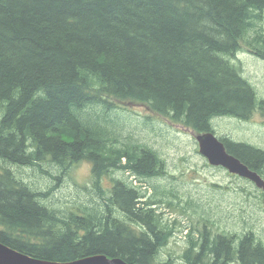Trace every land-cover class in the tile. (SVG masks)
<instances>
[{"label":"trees","instance_id":"16d2710c","mask_svg":"<svg viewBox=\"0 0 264 264\" xmlns=\"http://www.w3.org/2000/svg\"><path fill=\"white\" fill-rule=\"evenodd\" d=\"M244 53L264 61V0H0V242L51 261L264 264L252 225L237 232L214 219L177 189L157 152L108 117L134 103L198 134L215 133L214 119L264 114ZM219 140L264 177V150ZM81 162L90 164L89 192L69 175ZM252 185L240 189L257 205L264 191ZM174 234L176 256L165 251Z\"/></svg>","mask_w":264,"mask_h":264},{"label":"rangeland","instance_id":"374dc122","mask_svg":"<svg viewBox=\"0 0 264 264\" xmlns=\"http://www.w3.org/2000/svg\"><path fill=\"white\" fill-rule=\"evenodd\" d=\"M239 57L244 73L248 78L247 81L255 89L256 102L264 101V61L258 62L247 53L240 54ZM236 58L238 60V57ZM118 104L123 108L121 110L122 115L112 110V113L108 112V117L113 119L119 127H122L124 135L127 134L126 136L128 137L133 136L139 142L144 145L146 144L157 152L165 162V172L176 177L175 186L179 191L188 193L189 195L187 197L192 200H198V204L207 208L208 211H212L213 214L211 216L214 219H217L216 215H218L222 219L221 223L224 226L227 224H232L231 226L241 225L239 229H236L237 232H240L238 230L247 226L246 224H249L247 229L252 225L255 235L264 240V201L258 200L259 204L256 202L257 205H253V203L251 204V200L255 199L250 198L247 200L248 195L245 196L240 189L243 186L248 188L247 185H252L250 182L235 176L238 178L236 179L234 175H230L224 170L209 167L197 153V145L195 142L196 133L192 130L170 124L139 104ZM147 117H149L150 121L146 120ZM251 118L250 122H248L250 119L248 121L238 119H235L236 121H229L224 118H218L214 119V121L212 120L211 125L216 129L215 135L218 138L228 136L229 139H233L232 141H244L264 150V116L260 111H255ZM145 120L146 124H144ZM26 169H22V174L27 180V175L25 174ZM28 171L29 176L34 174L30 179H35L36 172L32 168L28 169ZM69 175L77 184L86 185L85 188L88 189L86 191L89 192V190H92L88 186L90 181L89 163H79L69 171ZM125 177H127L128 182L131 181L134 187H140L142 191L144 188L150 187L151 181L149 180H152L147 178L140 182L130 175ZM67 180L69 181V185L66 183V186L72 187L73 183L70 178H67ZM111 183L110 179L105 177L102 180V187L110 189ZM211 184H217L221 188L223 187V189L227 187V190H230V192L228 193L226 190L214 188ZM62 191H64V188ZM58 192L60 193L59 188L57 190ZM221 193H224V195L220 196ZM91 195L95 196L94 192L88 194V196ZM234 206L237 209L235 213L237 212L239 216L233 222L228 220V218L234 215L231 209ZM172 217L181 221L182 225L187 224L184 221L187 219L183 218L180 214H172ZM233 230L235 229L233 228ZM171 240L165 251L169 250L170 254L173 252L176 256L183 249L182 239L172 237ZM166 255L162 253L161 257L167 258ZM177 264L181 263L178 262Z\"/></svg>","mask_w":264,"mask_h":264},{"label":"water","instance_id":"95a60500","mask_svg":"<svg viewBox=\"0 0 264 264\" xmlns=\"http://www.w3.org/2000/svg\"><path fill=\"white\" fill-rule=\"evenodd\" d=\"M198 153L208 164L221 167L230 174L247 179L259 189L264 190V180L255 171H251L239 159L227 153L223 143L212 132L196 135ZM0 264H127L120 258H108L105 255H95L70 262H53L36 259L22 254L0 243Z\"/></svg>","mask_w":264,"mask_h":264},{"label":"bare ground","instance_id":"6f19581e","mask_svg":"<svg viewBox=\"0 0 264 264\" xmlns=\"http://www.w3.org/2000/svg\"><path fill=\"white\" fill-rule=\"evenodd\" d=\"M122 110V109H121ZM256 111H259L258 109L256 110ZM255 112V111H254ZM254 114V113H253ZM262 114V113H261ZM263 116H264V114H262ZM214 121V120H213ZM169 123H170V121H169ZM176 125V124H175ZM179 126V125H178ZM252 146V145H251ZM254 147V146H253ZM98 255H101V254H98ZM91 256V255H90ZM82 259V258H81ZM77 260H79V259H77ZM73 261H75V260H73Z\"/></svg>","mask_w":264,"mask_h":264},{"label":"flooded vegetation","instance_id":"af4514ba","mask_svg":"<svg viewBox=\"0 0 264 264\" xmlns=\"http://www.w3.org/2000/svg\"><path fill=\"white\" fill-rule=\"evenodd\" d=\"M0 231H2V230H0ZM17 234V233H16ZM42 239H45V238H42ZM90 256V255H89ZM83 257V256H82ZM87 257V256H86ZM80 258V257H79ZM39 259V258H38ZM51 261V260H50ZM70 261H72V260H70ZM59 262H66V261H59Z\"/></svg>","mask_w":264,"mask_h":264}]
</instances>
